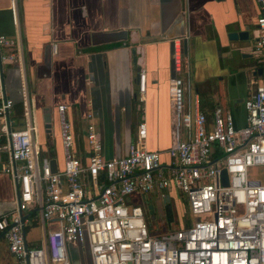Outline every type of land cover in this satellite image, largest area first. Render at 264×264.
<instances>
[{
  "label": "built area",
  "instance_id": "1",
  "mask_svg": "<svg viewBox=\"0 0 264 264\" xmlns=\"http://www.w3.org/2000/svg\"><path fill=\"white\" fill-rule=\"evenodd\" d=\"M15 1L9 0L12 25L18 28ZM258 13L251 34V52L264 65V0H255ZM19 35H0L2 59L15 61L21 79L25 124L11 129L12 102H0V151L3 171L15 191V207L0 215V236L16 264H71L69 251L79 250L89 264H264V184L248 177L250 167L264 165V72L252 71L249 93L242 102L244 124L220 106L207 120L196 95L186 97L183 81L170 78L171 142L168 161L145 147L146 128L140 121L127 153L105 159L91 115H84L83 139L87 160L75 154L74 133L66 105H56L61 169H50L51 158L40 155L29 119V98L22 70ZM51 50H56L52 43ZM181 47L173 45V68L179 71ZM145 73L137 74V102H143ZM31 120V121H30ZM225 171L226 182L221 171ZM184 198L190 218L174 230L149 232L138 205H127L136 193L169 189ZM36 208L43 240L28 245L27 214ZM44 223L54 225L45 227Z\"/></svg>",
  "mask_w": 264,
  "mask_h": 264
},
{
  "label": "crops",
  "instance_id": "2",
  "mask_svg": "<svg viewBox=\"0 0 264 264\" xmlns=\"http://www.w3.org/2000/svg\"><path fill=\"white\" fill-rule=\"evenodd\" d=\"M18 28L12 25L9 0H0V35H19L22 70L29 98V119L40 155L62 158L56 105H66L74 133L75 154L84 164V115L90 111L105 159L127 153L137 124L145 123V147L168 161L171 142V106L168 84L169 41H186V54L174 75L183 81L186 97L198 98L202 111L218 105L228 111L234 126L244 124L242 102L249 93L253 60L251 34L258 13L255 0H14ZM248 27L246 41H228L226 33ZM55 43L56 50H51ZM0 47V102H12L9 127L21 128L23 115L13 116L21 103V79L15 61L2 59ZM144 70L143 102L136 100L137 74ZM174 70V68H173ZM51 111V132L45 134L40 109ZM30 120V121H31ZM2 121L0 119V129ZM78 147V148H77ZM78 149V150H77ZM6 153L0 151V215L15 207L11 179L3 171ZM152 192V191H151ZM154 193L160 192L153 190ZM150 193V192H149ZM174 202V191L164 192ZM25 228L28 245H38L43 233L36 208ZM51 223H44L49 227ZM37 226L39 236H28ZM0 264H15L0 236Z\"/></svg>",
  "mask_w": 264,
  "mask_h": 264
},
{
  "label": "rangeland",
  "instance_id": "3",
  "mask_svg": "<svg viewBox=\"0 0 264 264\" xmlns=\"http://www.w3.org/2000/svg\"><path fill=\"white\" fill-rule=\"evenodd\" d=\"M259 59L253 56V60L258 61ZM56 163L60 168L62 166V158L56 156ZM247 174L250 179L258 180L264 184V165L250 167ZM173 199L175 200L172 203H164L159 194L152 191L150 193L133 194L126 198V202L127 205H138L141 207L149 232L161 234L179 227L186 217L190 218L185 207L184 198L177 190H174ZM50 226L51 228L54 227L53 224ZM28 236L38 237L39 228L32 226ZM69 259L71 264H89V257L86 255V258H84L82 253L76 248L69 251Z\"/></svg>",
  "mask_w": 264,
  "mask_h": 264
},
{
  "label": "water",
  "instance_id": "4",
  "mask_svg": "<svg viewBox=\"0 0 264 264\" xmlns=\"http://www.w3.org/2000/svg\"><path fill=\"white\" fill-rule=\"evenodd\" d=\"M248 27H244L243 29H238V30H232L226 33V38L228 41H246L248 39V33H247ZM169 76L172 78L174 77V70H173V41L170 40L169 43ZM186 54V41L185 40H181V56ZM256 75H260L261 74V69L258 68L256 69V71L254 72ZM3 99H5L3 97ZM40 120H41V125H42V129L44 131L45 134H48L51 132V126H52V116H51V111L50 108L48 107H42L40 109ZM101 130L99 129V136L101 137ZM50 165V169L52 171L55 170V160L51 159L49 162ZM221 176L224 182H226V175H225V171L222 170L221 171ZM164 203H168L169 202V197L168 195H165L164 199H163Z\"/></svg>",
  "mask_w": 264,
  "mask_h": 264
},
{
  "label": "trees",
  "instance_id": "5",
  "mask_svg": "<svg viewBox=\"0 0 264 264\" xmlns=\"http://www.w3.org/2000/svg\"><path fill=\"white\" fill-rule=\"evenodd\" d=\"M260 64V65H259ZM262 63H258V67L262 68L263 69V64L261 65ZM215 106V105H214ZM212 104H208L207 107L208 109L204 112L202 110V112L205 114V117L206 119L208 120L211 116V111H212V108L214 107ZM22 112H23V109H22V104L21 103H18L16 105H14V109H13V116H21L22 115Z\"/></svg>",
  "mask_w": 264,
  "mask_h": 264
},
{
  "label": "flooded vegetation",
  "instance_id": "6",
  "mask_svg": "<svg viewBox=\"0 0 264 264\" xmlns=\"http://www.w3.org/2000/svg\"><path fill=\"white\" fill-rule=\"evenodd\" d=\"M258 68H260V67H258ZM261 69V73H263V69L262 68H260Z\"/></svg>",
  "mask_w": 264,
  "mask_h": 264
}]
</instances>
